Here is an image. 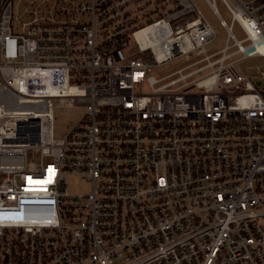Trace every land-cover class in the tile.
Segmentation results:
<instances>
[{
    "label": "built area",
    "instance_id": "2783aa9c",
    "mask_svg": "<svg viewBox=\"0 0 264 264\" xmlns=\"http://www.w3.org/2000/svg\"><path fill=\"white\" fill-rule=\"evenodd\" d=\"M20 1L0 0V264H264V0H222L230 24L207 0L220 48L195 0Z\"/></svg>",
    "mask_w": 264,
    "mask_h": 264
},
{
    "label": "rangeland",
    "instance_id": "374dc122",
    "mask_svg": "<svg viewBox=\"0 0 264 264\" xmlns=\"http://www.w3.org/2000/svg\"><path fill=\"white\" fill-rule=\"evenodd\" d=\"M197 3L199 9L202 11V13L205 15V17L211 22L213 25L217 37L214 41L210 43V45H214L215 48H220L223 46V43L225 39L227 38V30L225 26L222 24L220 18L216 15V13L213 11L211 6L209 5L207 0H195ZM23 4L20 0H14V11ZM216 5L218 7L219 12L221 13L222 17L230 24L232 21V14L229 11V9L226 7L224 2L222 0H216ZM22 7V6H21ZM24 6L21 8L23 10ZM20 10V11H21ZM20 13V12H19ZM233 32L234 34L239 37L243 38L246 36L245 31L243 30L242 26L238 22L233 23ZM135 47V39L132 37V49ZM190 55H184L180 56L179 58L175 59L172 62H168L163 64L160 68L156 69L153 73L157 76H164L168 74L169 72L176 70L178 68H181L188 63L192 62L196 58L189 59ZM261 59L260 58H254L246 61L245 64H251L255 65L257 64ZM263 62V61H260ZM84 107L81 106H73V105H65L58 107L56 109L55 113V133L58 134H64L66 131H68L69 126L76 123L77 118H79L82 115V111ZM91 189V183L87 181L86 179L82 178L78 175H73L69 177V191L72 193H84L88 192Z\"/></svg>",
    "mask_w": 264,
    "mask_h": 264
},
{
    "label": "bare ground",
    "instance_id": "6f19581e",
    "mask_svg": "<svg viewBox=\"0 0 264 264\" xmlns=\"http://www.w3.org/2000/svg\"><path fill=\"white\" fill-rule=\"evenodd\" d=\"M151 30H152V27H148V28H145V29H143L141 31H138L136 33V35H137L138 38H141V37H143L144 34H146L147 32H149Z\"/></svg>",
    "mask_w": 264,
    "mask_h": 264
}]
</instances>
